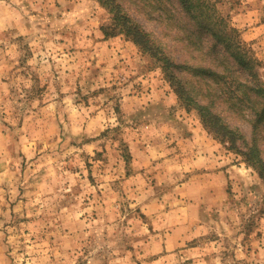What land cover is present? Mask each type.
Instances as JSON below:
<instances>
[{"label": "rangeland", "instance_id": "rangeland-1", "mask_svg": "<svg viewBox=\"0 0 264 264\" xmlns=\"http://www.w3.org/2000/svg\"><path fill=\"white\" fill-rule=\"evenodd\" d=\"M208 1L264 80V0ZM117 2L172 61L223 70L211 34L204 53L184 39L180 0ZM113 23L98 0H0V264H264L259 172ZM171 70L252 139L220 96L237 80Z\"/></svg>", "mask_w": 264, "mask_h": 264}, {"label": "trees", "instance_id": "trees-1", "mask_svg": "<svg viewBox=\"0 0 264 264\" xmlns=\"http://www.w3.org/2000/svg\"><path fill=\"white\" fill-rule=\"evenodd\" d=\"M98 1L114 15V23L106 30V34L124 33L144 52L157 58L162 63L164 71L170 75L169 79L175 86L176 93L182 103L189 110H195L208 132L226 144L228 149L234 150L242 156L243 160L257 170L264 180V158L256 140V136L264 131V80L256 69V58L250 56L248 51L243 48L238 28L230 26L223 16L217 14L216 9L208 0H180L186 15L193 21L194 25V28L190 26L186 29L181 28L185 30L184 39L196 47L195 49L203 52L205 51L204 35L206 33L211 34L214 43L206 53H214V58L220 60L218 65H223V70L217 71L200 64H178L172 61L151 33L127 13L117 0ZM220 45L227 52L223 57H219L217 54V51L220 52L218 50ZM210 61L214 64V60ZM234 64L240 70L230 69ZM171 67H174L176 71L184 70L193 76L213 80L216 83L227 81V76L237 80L239 87H241L238 94L233 95L234 93L229 90L228 92L221 90L220 96L224 94L225 100L230 102V109L251 122L253 127L252 139L249 140L241 128L232 126L224 117L214 112L209 105L200 102L192 94L187 83L175 74Z\"/></svg>", "mask_w": 264, "mask_h": 264}]
</instances>
